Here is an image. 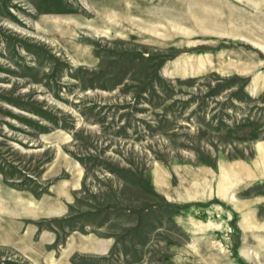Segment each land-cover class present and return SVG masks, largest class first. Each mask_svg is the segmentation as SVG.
<instances>
[{
	"label": "rangeland",
	"instance_id": "1",
	"mask_svg": "<svg viewBox=\"0 0 264 264\" xmlns=\"http://www.w3.org/2000/svg\"><path fill=\"white\" fill-rule=\"evenodd\" d=\"M264 0H0V264H264Z\"/></svg>",
	"mask_w": 264,
	"mask_h": 264
},
{
	"label": "crops",
	"instance_id": "2",
	"mask_svg": "<svg viewBox=\"0 0 264 264\" xmlns=\"http://www.w3.org/2000/svg\"><path fill=\"white\" fill-rule=\"evenodd\" d=\"M262 145H263V146H261V147H262L261 149L264 151V144H262Z\"/></svg>",
	"mask_w": 264,
	"mask_h": 264
}]
</instances>
